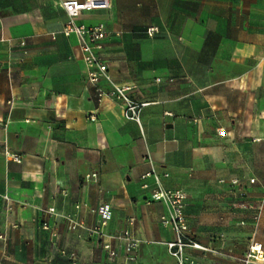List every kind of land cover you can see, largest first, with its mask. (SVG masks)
Wrapping results in <instances>:
<instances>
[{
	"label": "crops",
	"instance_id": "1",
	"mask_svg": "<svg viewBox=\"0 0 264 264\" xmlns=\"http://www.w3.org/2000/svg\"><path fill=\"white\" fill-rule=\"evenodd\" d=\"M63 1L0 0V264H73L56 246L75 253L76 264H124L118 241L87 234L85 227L96 222L90 209L97 207L109 216L107 233L129 226L142 240L130 264H146L147 256L154 263L156 254L158 264H174L164 245L174 235L159 222L166 207L158 201L145 205L154 183L147 179L149 187L142 188L141 176L150 169L142 157L150 155L158 173H168L161 179L165 188L183 190L169 172L173 150L188 170L186 129H198L197 197L204 196L210 179L220 190L219 177H242L248 207L235 211L251 216L264 201V154L261 172L253 174L239 162L251 156L239 151L264 150V0H110L109 9L81 13L78 22L104 23L109 31L100 54L115 83L134 89L144 69L178 77L172 85L178 89L163 95L136 98L132 89L134 100L147 103L139 110V124L125 118L120 101L97 100L77 39L60 32L67 20ZM142 54H148V64ZM129 71L133 77L138 72L136 80ZM101 86L110 89L104 80ZM188 118L199 120L194 125ZM176 129H183L178 144ZM217 129H225L229 150L236 151L235 163L230 159L226 168ZM93 172L95 178H86ZM244 175H253L257 185ZM51 206L60 216L44 211ZM185 214L192 237L211 246L204 214L195 228L190 221L187 196ZM65 215L84 227L70 230ZM44 221L56 237L42 227ZM242 222L249 226L247 246L256 240L264 248V206L257 223ZM213 229L220 230V223ZM107 241L117 250L114 258L102 248ZM240 243L230 238L218 249L232 246L235 253ZM186 252L196 264H235L210 252Z\"/></svg>",
	"mask_w": 264,
	"mask_h": 264
},
{
	"label": "built area",
	"instance_id": "2",
	"mask_svg": "<svg viewBox=\"0 0 264 264\" xmlns=\"http://www.w3.org/2000/svg\"><path fill=\"white\" fill-rule=\"evenodd\" d=\"M63 8L67 16V20L61 29V33L66 37L75 36L78 42L81 58L83 63L88 68V81L94 86L96 91L97 100L101 101L106 96H111L115 100L120 101L123 104L124 116L127 119L133 120L136 123H140L139 110L145 106L146 102H138L131 97V91L133 86L126 84L115 83L108 73V65L101 57V50L103 44L109 36V31L106 29L104 23L86 24L78 22V17L81 13H88L96 9H109L111 7L110 0H64ZM154 32L152 29H148V34L151 35ZM25 41H19V46L23 49L25 54ZM104 80L110 85V89H105L101 86V81ZM10 105L11 101H7ZM170 115V113H166ZM90 120H96L95 114H89ZM142 160L150 165V169L146 171L142 176V188H148L149 184L147 179H152L154 188L151 191V195L146 199V203L158 201L165 205L166 211L159 217L160 224L172 231L174 237L170 241L164 242L168 254L175 259L174 264H196L194 258L190 256L186 249H193L202 252H210L214 255L224 256L231 259L235 264H264V248L261 242L252 240L246 250L243 253H222L218 249H212L207 247L198 241H196L190 232L189 223L185 214L186 206V194L181 189L165 188L161 183L162 177H168V173H158L153 165V159L150 155L146 154L142 157ZM96 172H93L87 177L95 178ZM242 179H233L232 183L241 185ZM250 183H254L255 179L248 180ZM238 197L244 198L246 192L239 190L237 192ZM79 205H76L78 208ZM47 214L58 217L60 216L56 208L51 206L44 210ZM90 212L96 214V222L94 225L85 227L89 237L109 238L119 242L120 247L123 250L124 264H130L137 260V252L142 240L134 235L130 227H126L120 231L114 233H107L106 226L108 225L109 216L103 209V207L91 208ZM68 221V228L74 230L78 227H84L82 222L74 218L73 215L64 216ZM258 216H254V220H257ZM134 223V218L128 219V225ZM244 222H241L243 224ZM42 227L46 230H50L51 237H56L57 233L53 226L48 225L47 222L42 223ZM58 251L62 255H67L73 264H76L75 253H67L64 249L56 246ZM102 248L107 252L109 258L117 256V250L111 245L110 242L102 243Z\"/></svg>",
	"mask_w": 264,
	"mask_h": 264
},
{
	"label": "rangeland",
	"instance_id": "3",
	"mask_svg": "<svg viewBox=\"0 0 264 264\" xmlns=\"http://www.w3.org/2000/svg\"><path fill=\"white\" fill-rule=\"evenodd\" d=\"M111 6H113V3L111 2ZM162 56V59L159 58L158 60L163 63L164 61V55ZM117 55L114 56L116 58ZM142 61H144L146 64H148V54H142ZM113 60V59H112ZM116 60V59H114ZM118 74H120V71H116ZM135 76L133 77V71H129V79L134 78L137 79V73L134 71ZM140 80L141 85L135 86L133 91H135V97L136 98H142L143 96L147 97L151 94H157V95H163L166 91L169 89H178L176 86L173 87L172 85L176 82L175 78L178 77L173 75H167V71L165 70H152V69H144L140 71ZM188 120L192 124L198 123V118H188ZM189 131L190 134V140H189V148L190 152L187 157V160L189 162L188 170L181 168V162L182 159L180 158L179 153H177L178 150H173L172 152V162L170 165V176L172 180H174L185 192L186 196L188 197V209L190 212V221L193 224V227H196V224L200 221V217L204 214L205 216V235H206V241L211 244L210 247L212 249H218L223 245L224 241L229 240L230 238H237L242 240V243L240 245H236L235 253H243L245 251V248L247 246V240L249 238L244 235L246 230L249 226H244L241 224L242 221L248 222L252 221V223H257L260 217V213L262 211V206H264V201L259 200L254 207L252 208L253 214L251 216L237 213L235 210L239 209V207H248V203L246 201V196L244 198H236L237 192L239 190H245L244 183L241 180V185L238 186L237 184L232 183L233 179H241L236 176H221L216 180V183L218 185H221L222 188L220 190H217L213 188L212 186V180L210 179L208 181V186L201 192V195L204 194L202 197H197L198 195V189L202 190V186L199 185L198 188V180L201 179L200 175L197 174V145H196V138H197V130L198 129H186ZM218 135L222 137L221 140V147L224 151H222L225 154V157L227 159L226 165H222L221 167H228L229 166V160L231 159L232 162L235 163V156L236 151L235 150H229V136L225 132V129H217ZM181 135H183V129H176L173 132V142L179 143L181 139ZM240 154L247 153L251 158L249 157L245 162L244 159L239 160L241 161V166L243 168H253V174H257L260 171V156L264 154V150L261 149H253V148H247L246 150L242 149L239 151ZM253 157L255 158H252ZM243 158V157H242ZM184 159V158H183ZM208 166H211V163H207ZM183 171V172H182ZM246 179L254 178V176L250 175H244ZM243 176V177H244ZM255 179V178H254ZM247 180L248 183H250ZM252 185L256 184V179L254 183H250ZM146 206L150 204H145ZM218 207H220V214H218V210H216ZM216 208V209H214ZM203 210V212H202ZM257 215L258 219L254 220V216ZM220 223V230H214L213 229V223ZM233 223V225L231 224ZM237 224V225H236ZM216 227V226H215ZM218 237L219 243L217 241H212ZM223 241V242H222ZM225 248L218 249L222 253H231L229 251V248H232V246H223ZM147 254V253H146ZM155 255V253L153 252ZM158 254L154 256L153 259L155 264L157 263V257ZM153 257V256H152ZM168 262H171L170 260ZM152 262V259L150 256H147V263L146 264H154Z\"/></svg>",
	"mask_w": 264,
	"mask_h": 264
},
{
	"label": "water",
	"instance_id": "4",
	"mask_svg": "<svg viewBox=\"0 0 264 264\" xmlns=\"http://www.w3.org/2000/svg\"><path fill=\"white\" fill-rule=\"evenodd\" d=\"M167 127H171V124H168Z\"/></svg>",
	"mask_w": 264,
	"mask_h": 264
}]
</instances>
